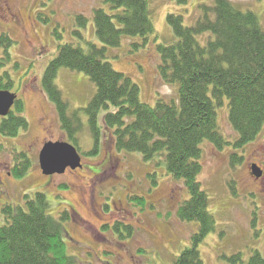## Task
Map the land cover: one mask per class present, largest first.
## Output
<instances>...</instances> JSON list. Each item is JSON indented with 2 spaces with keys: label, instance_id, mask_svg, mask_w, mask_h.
Masks as SVG:
<instances>
[{
  "label": "rangeland",
  "instance_id": "374dc122",
  "mask_svg": "<svg viewBox=\"0 0 264 264\" xmlns=\"http://www.w3.org/2000/svg\"><path fill=\"white\" fill-rule=\"evenodd\" d=\"M227 1L253 12L264 30V0ZM2 2L19 17L16 23L0 12V35H8L13 43L4 70L13 81L10 90L21 103L28 128L15 138L0 136V163L10 165L12 153L22 150L30 163L24 177L6 180V186L0 189V227L4 224L1 208L5 204L17 206L22 204L23 195L43 193L49 215L57 218L65 210L69 214V220L62 224L64 242L66 253L77 264H173L189 245L197 224L178 220L177 208L188 195L181 182L168 176L164 165L146 163L136 153L117 152L110 135L103 132L97 153L90 154L93 141L83 112L80 114L85 128L77 140L81 168L47 179L38 164L45 143L67 142L56 110L42 91L43 72L63 44L84 50L88 43L100 47L93 10L104 8L110 12L109 7L103 0H0V5ZM148 3L156 41L153 37L146 48L134 50L124 40L119 48L108 50L107 61L139 87L140 101L153 107L158 98H176L173 87L162 84L156 71V45L175 41L167 15L179 14L185 26L192 25L201 13L199 7L212 5V0H187L184 5L176 0ZM79 15L87 20L85 28L76 23ZM55 85L69 112L85 108L95 93V86L83 73L67 69L58 72ZM217 112L221 136L226 142L235 141L226 101ZM32 144L36 145L29 151ZM199 147L202 169L198 182L214 219L212 230L199 245L202 263L228 264L235 255L247 262L253 252L264 257V184L253 179L249 168L257 164L264 172V128L243 150L227 145L220 151L206 140ZM232 154L242 157V161L232 165ZM0 176L4 178L2 173ZM254 215L257 233L250 229Z\"/></svg>",
  "mask_w": 264,
  "mask_h": 264
},
{
  "label": "trees",
  "instance_id": "16d2710c",
  "mask_svg": "<svg viewBox=\"0 0 264 264\" xmlns=\"http://www.w3.org/2000/svg\"><path fill=\"white\" fill-rule=\"evenodd\" d=\"M103 2L110 12L104 8L93 10L94 31L100 47L90 43L85 50L71 44L59 46L55 58L43 72L42 91L56 110L67 142L77 151L78 135L85 128L80 114L83 112L93 141L90 154L97 153L103 132L110 135L117 152L136 153L146 163L164 165L168 176L182 183L188 199L177 208L178 220L195 223L197 227L189 245L173 264H203L199 245L212 230L214 219L198 182L202 169L199 145L206 140L220 151L227 145L243 150L261 135L264 30L253 12L241 10L227 0L201 5V13L192 25L185 26L179 14L167 15L175 41L156 45L159 55L156 71L162 84L173 87L176 98L169 101L158 98L151 107L140 101L139 87L107 61L108 50L119 48L124 40L134 50L144 49L150 43L155 30L148 0ZM176 2L184 5L187 0ZM86 22L84 16H77L80 28H85ZM12 44L8 35H0V90L10 91L13 85L4 70L11 59ZM61 69L83 73L95 86V93L85 108L69 112L55 85ZM225 101L227 120L236 135L232 142L225 141L217 124V110ZM27 128L21 103L17 101L12 112L0 120V136L15 138ZM12 155L13 176L20 179L27 173L30 162L23 152L15 151ZM229 161L234 165L242 157L232 154ZM1 212L4 224L0 227V264H77L66 253L64 242L62 224L69 220V214L65 210L57 218L49 215L43 193L25 194L22 204H5ZM250 229L257 233L256 215ZM228 264H264V257L253 252L243 262L240 255H235Z\"/></svg>",
  "mask_w": 264,
  "mask_h": 264
},
{
  "label": "water",
  "instance_id": "95a60500",
  "mask_svg": "<svg viewBox=\"0 0 264 264\" xmlns=\"http://www.w3.org/2000/svg\"><path fill=\"white\" fill-rule=\"evenodd\" d=\"M16 100L15 94L7 90H0V118H5L11 113ZM39 168L44 176L61 175L67 169L73 171L81 168V157L76 148L66 142L45 143L38 157ZM254 175L258 169L252 167Z\"/></svg>",
  "mask_w": 264,
  "mask_h": 264
},
{
  "label": "flooded vegetation",
  "instance_id": "af4514ba",
  "mask_svg": "<svg viewBox=\"0 0 264 264\" xmlns=\"http://www.w3.org/2000/svg\"><path fill=\"white\" fill-rule=\"evenodd\" d=\"M0 12L4 13L5 15H7L8 17H10V19H12L13 21H15L16 23L19 22V17L18 15H16L6 3H1L0 5ZM36 145V144H35ZM34 144L29 145V151H32V149L35 147ZM22 152L27 156V152L23 151ZM28 157V156H27ZM14 162L12 160V162L10 163V165H7L6 163H0V174L2 173L4 178L0 176V189H3L6 184L5 181L9 180V179H15V177L13 176V170H14ZM256 167L258 169V174L254 175L253 172H251V175L253 174V179L257 180L260 184H264V172L261 170V167L257 164H250V171H252V167ZM52 176L47 177V179H51ZM19 180V179H17Z\"/></svg>",
  "mask_w": 264,
  "mask_h": 264
}]
</instances>
